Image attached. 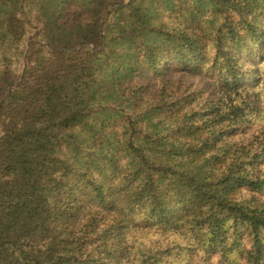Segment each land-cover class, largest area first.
I'll list each match as a JSON object with an SVG mask.
<instances>
[{"label": "trees", "instance_id": "16d2710c", "mask_svg": "<svg viewBox=\"0 0 264 264\" xmlns=\"http://www.w3.org/2000/svg\"><path fill=\"white\" fill-rule=\"evenodd\" d=\"M0 264H264V0H0Z\"/></svg>", "mask_w": 264, "mask_h": 264}, {"label": "rangeland", "instance_id": "374dc122", "mask_svg": "<svg viewBox=\"0 0 264 264\" xmlns=\"http://www.w3.org/2000/svg\"><path fill=\"white\" fill-rule=\"evenodd\" d=\"M185 81H192V79L188 77V78H185ZM193 82L197 83V80H195Z\"/></svg>", "mask_w": 264, "mask_h": 264}]
</instances>
